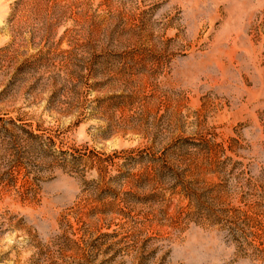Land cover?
Instances as JSON below:
<instances>
[{"label":"rangeland","instance_id":"rangeland-1","mask_svg":"<svg viewBox=\"0 0 264 264\" xmlns=\"http://www.w3.org/2000/svg\"><path fill=\"white\" fill-rule=\"evenodd\" d=\"M0 264H264V0H0Z\"/></svg>","mask_w":264,"mask_h":264}]
</instances>
